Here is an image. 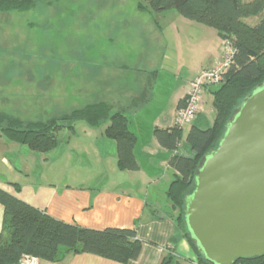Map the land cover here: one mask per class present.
<instances>
[{"label":"rangeland","instance_id":"374dc122","mask_svg":"<svg viewBox=\"0 0 264 264\" xmlns=\"http://www.w3.org/2000/svg\"><path fill=\"white\" fill-rule=\"evenodd\" d=\"M138 1L36 0L26 11H0V114L19 121L25 127L29 122L45 123L87 104L105 102L102 100L104 79L110 75L109 56H113L114 51L121 52L122 49L129 53L131 50L143 56L146 49L154 47L164 51L161 42L154 45V20L163 29L166 46L169 47L162 61L158 60L168 74L165 76L168 88L161 94L159 104L150 101L148 108L142 110L144 113L147 109L146 114L142 115L149 122L153 113L165 110L172 84L184 79L190 69L202 61L207 47L211 48L212 44H198L199 33L194 25H202L174 9L161 13L140 11L137 9ZM247 21L255 22L253 18ZM195 38H198L197 43ZM82 123L74 125L78 136L71 138L63 155L59 154L60 145L46 154L30 153L17 142L6 139L0 131V154L21 174L18 171L7 174L0 157V180L14 178L15 175L34 177L40 172L50 176L102 172L109 179L118 177L110 175L105 159L95 161L92 155L87 154L86 149L90 150L91 145L79 130L84 125ZM6 124L7 121L1 123ZM200 127L205 128L206 125L202 123ZM95 129H103V125ZM186 130L185 125L183 132ZM69 135L72 134L66 130L58 133L62 140H68ZM183 136L180 143L185 144ZM44 157L50 158V162ZM176 232L182 236L180 230L176 229ZM183 239L188 243L186 238ZM188 247L192 252L189 244Z\"/></svg>","mask_w":264,"mask_h":264},{"label":"trees","instance_id":"16d2710c","mask_svg":"<svg viewBox=\"0 0 264 264\" xmlns=\"http://www.w3.org/2000/svg\"><path fill=\"white\" fill-rule=\"evenodd\" d=\"M35 1L0 0V11H26L33 7ZM137 9L148 13L174 9L185 18L217 32L223 49L217 59L223 56L225 47L232 50L222 81L208 85L214 111L211 124L205 128L193 124L185 135L190 155L174 154L168 161V166L173 170V179L167 189V198L176 212L173 216L176 229L186 238L194 255L191 262L186 261L189 264H213L198 252L189 236L183 200L193 187V178L204 154L215 148L232 113L264 80V0H139ZM249 18L255 22L249 23ZM184 100L185 97L178 108ZM3 121H7L5 126L1 125ZM80 121L95 128L105 125L103 133L115 142L117 167L120 170L138 168L133 151L136 137L129 130L128 119L122 112L113 111L106 102L87 104L59 118L45 123L29 122L25 127L19 121L0 114V131L6 139L36 154H46L65 141L59 138L60 131L72 133L75 123ZM181 134L182 129L176 124L169 130L154 129L158 143L169 150L177 148ZM14 187L19 190L18 185ZM0 204L3 206L0 264H17L23 254L58 262L68 254L77 253H91L124 264L136 259L140 253L142 241L136 236V226L92 229L64 222L1 188ZM171 241L175 242L176 239ZM159 264L180 263L174 251L169 250ZM233 264H264V255L240 258Z\"/></svg>","mask_w":264,"mask_h":264},{"label":"crops","instance_id":"0c3cea01","mask_svg":"<svg viewBox=\"0 0 264 264\" xmlns=\"http://www.w3.org/2000/svg\"><path fill=\"white\" fill-rule=\"evenodd\" d=\"M181 23L186 27L183 21ZM194 27L199 33L198 44L211 43L212 46L207 47L202 61L190 69L184 79L172 84L166 109L153 113L149 122L144 120L142 115L146 114L147 109L144 113L142 110L148 108L150 101L155 105L159 104L161 94L168 88V79L165 78L168 74L161 68L162 58L169 48L166 46L163 29H160L159 24L154 20V45L161 42L163 52L160 48L154 47L152 50L146 49L143 56L136 51L129 50L127 53L121 49V52L116 50L112 53L113 56H109L111 57L108 65L110 75L104 79L102 100L111 105L113 111L122 112L128 119L129 130L136 137L133 150L138 165L136 170H120L117 167L115 142L104 135L105 125L103 129L96 131L95 127L82 123L84 125H81L79 130L86 137V142L91 145L90 150L86 149L87 154L92 155L95 161L105 159L109 165L110 175L116 174L118 177L109 179L102 172L94 175L57 173L53 176L40 172L34 177L25 175L20 178L18 177L21 175L20 170L9 164L0 154L7 174H14L13 172L16 171L20 174L15 175L14 178L0 180V188L64 222L92 229L136 226V236L142 241L141 250L136 259L124 264H159L162 256L169 250L174 251L180 264H189L188 261L194 259L193 254L183 237L177 235L173 219L175 211L167 198V189L173 179V170L168 166L169 159L174 154L190 155V150L186 143L180 142L175 150L162 147L154 136V129L169 130L174 127L175 112L188 91L190 80L200 70L211 67L222 52V42L214 29L196 25ZM198 38H195L196 43ZM186 40L189 44V38ZM158 60L161 61L158 63ZM209 88L210 86L206 87L202 94L199 113L191 123L185 124L187 126L185 133L183 132L185 125L181 127V137L183 135L185 137L193 124L198 126L202 123L206 126L211 124L214 111L211 104L209 105L211 100ZM71 134L68 140L63 141L61 147H58L61 148L60 155L66 152L65 146L69 144L71 138L74 135L78 136L77 127L74 126ZM20 147L25 148L21 145ZM57 157L52 159L55 160ZM44 158L50 162V158ZM15 184L19 186V190L15 189ZM2 221L3 206L0 204V233ZM173 238L176 239L175 242L171 241ZM39 264L121 263L91 253H77L68 254L58 262L39 258Z\"/></svg>","mask_w":264,"mask_h":264},{"label":"water","instance_id":"95a60500","mask_svg":"<svg viewBox=\"0 0 264 264\" xmlns=\"http://www.w3.org/2000/svg\"><path fill=\"white\" fill-rule=\"evenodd\" d=\"M183 213L196 249L213 264L264 255V80L200 160Z\"/></svg>","mask_w":264,"mask_h":264},{"label":"built area","instance_id":"2783aa9c","mask_svg":"<svg viewBox=\"0 0 264 264\" xmlns=\"http://www.w3.org/2000/svg\"><path fill=\"white\" fill-rule=\"evenodd\" d=\"M224 51L223 56L217 59L211 67L200 70L189 82L184 103L175 112L174 123L177 126L182 127L191 123L199 113V103L206 86L218 84L222 81L223 74L232 57L230 48L225 47ZM17 264H39V258L23 254Z\"/></svg>","mask_w":264,"mask_h":264}]
</instances>
